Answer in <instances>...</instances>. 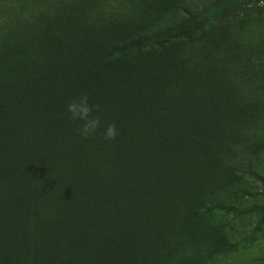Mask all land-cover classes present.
Masks as SVG:
<instances>
[{
  "label": "rangeland",
  "instance_id": "rangeland-1",
  "mask_svg": "<svg viewBox=\"0 0 264 264\" xmlns=\"http://www.w3.org/2000/svg\"><path fill=\"white\" fill-rule=\"evenodd\" d=\"M106 55L151 60L120 157L84 181L38 167L36 212L60 217L17 229L0 264H264V0H0V105Z\"/></svg>",
  "mask_w": 264,
  "mask_h": 264
},
{
  "label": "trees",
  "instance_id": "trees-1",
  "mask_svg": "<svg viewBox=\"0 0 264 264\" xmlns=\"http://www.w3.org/2000/svg\"><path fill=\"white\" fill-rule=\"evenodd\" d=\"M255 1V0H253ZM263 0H256V2ZM151 60L142 64H132L126 57L102 56L86 64H75L61 76L58 85H51L45 90L36 91L35 87L13 91V97L0 105V125L11 122L15 129L10 135L7 153L0 156V167L20 168L15 171L24 180L18 184L16 199L22 202L16 212L7 215L8 207L0 209V260H5L8 247L15 238V231L24 230L31 219L43 213L46 217L60 215L36 212L38 209L36 187L33 175L38 167H55L59 171L63 166V181H78L81 176H89L98 168L102 157L118 159L123 150L126 130L129 129V111L142 106L141 93L149 76L142 69L150 67ZM154 79V77H153ZM86 93L89 102L98 109L92 115L99 117L101 128L93 138L79 135L80 122L73 123L66 111L67 105ZM114 123L118 135L114 140L103 138L105 126ZM9 126V125H8ZM50 142L61 147V160L46 159L51 155ZM45 150V153H40ZM15 155V156H14ZM14 156V157H13ZM13 157V159H11ZM41 160H38V158ZM86 170H88L86 172ZM43 185L39 191L42 192ZM7 195L0 194V199Z\"/></svg>",
  "mask_w": 264,
  "mask_h": 264
},
{
  "label": "clouds",
  "instance_id": "clouds-1",
  "mask_svg": "<svg viewBox=\"0 0 264 264\" xmlns=\"http://www.w3.org/2000/svg\"><path fill=\"white\" fill-rule=\"evenodd\" d=\"M94 109H98V106H94L89 102V97L86 93H82L67 105L66 111L70 114V119L73 123L80 122L77 132L84 138L95 137L101 128L99 117L92 115ZM102 135L107 141L114 140L118 135L116 125L112 123L105 126Z\"/></svg>",
  "mask_w": 264,
  "mask_h": 264
}]
</instances>
